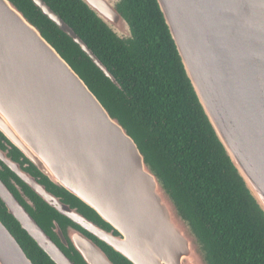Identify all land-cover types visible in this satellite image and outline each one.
I'll use <instances>...</instances> for the list:
<instances>
[{"label": "water", "instance_id": "obj_1", "mask_svg": "<svg viewBox=\"0 0 264 264\" xmlns=\"http://www.w3.org/2000/svg\"><path fill=\"white\" fill-rule=\"evenodd\" d=\"M118 86L44 0H30ZM122 39L121 0H82ZM201 108L264 217V0H156ZM0 133L51 183L90 207L104 229L0 149L43 201L132 264H210L204 244L127 128L11 0H0ZM0 201L55 264L74 262L0 179ZM54 232L66 244L62 231ZM66 236L85 264H114L79 229ZM0 264H33L0 221Z\"/></svg>", "mask_w": 264, "mask_h": 264}, {"label": "trees", "instance_id": "obj_2", "mask_svg": "<svg viewBox=\"0 0 264 264\" xmlns=\"http://www.w3.org/2000/svg\"><path fill=\"white\" fill-rule=\"evenodd\" d=\"M11 1L127 128L204 244L210 264H264L262 212L245 189L201 108L157 1L121 0L118 10L132 33L125 40L82 0H44L98 57L118 86L30 0ZM1 138L5 141L0 133V146ZM9 154L13 158L22 155L15 147ZM30 172L42 176L47 190L63 196L86 218L110 229L96 212L55 186L32 164ZM4 174L0 172L2 180ZM27 190L37 207L36 212L30 213L45 232L51 235L52 218L60 224L68 221L28 187ZM0 221L33 264H55L1 201ZM95 241L114 264H132L104 242ZM62 249L74 264H85L73 248Z\"/></svg>", "mask_w": 264, "mask_h": 264}, {"label": "flooded vegetation", "instance_id": "obj_3", "mask_svg": "<svg viewBox=\"0 0 264 264\" xmlns=\"http://www.w3.org/2000/svg\"><path fill=\"white\" fill-rule=\"evenodd\" d=\"M1 145L2 146H0V149L2 151H7V156H9L16 163H18L19 167L22 170L28 172L35 180H37L40 184L44 185L46 187V189H47L46 184H44V182H43V180H44L43 177L40 176V175H38V174H36V173H31L30 172V164L31 163L23 155H21V156L19 155L16 158H13L12 155L9 154L10 151L12 150V148L14 146L10 145V143H8V142H5L4 140H2V138H1ZM6 169H8L9 172L12 175L11 174H8L7 171H6ZM0 172L5 173L4 174L5 180H2L1 177H0L1 181L9 189V191L14 195V197L19 201V203L25 208V210L32 216V214L30 213V210L33 211V212H36L37 207H36V204H35V200L33 199V196L28 192L27 187L32 192H34V191L15 172H13L8 166H6L1 160H0ZM51 193H53V192L51 191ZM53 194L56 195L55 193H53ZM56 196L59 197L64 203H67V202L64 201V197L63 196H58V195H56ZM56 212H58V211H56ZM62 216H64V215H62ZM64 218H66L68 221L65 222V223H62V224H60L57 220H55L53 218L51 219V223L49 225V228H50L49 230H50L51 235H49L47 232L44 231L55 242V244L57 246H59V248L62 251H63L62 247L64 249L73 248L72 245H71V243H70V241H69V239L66 236V229L68 227H74V228L79 229L81 232H83L85 235H87L88 237H90L94 241H95V239H97L95 236H93L89 232L85 231L84 229H82L77 224L73 223L69 218H67L65 216H64ZM55 226H58L60 228V230L62 231V235H63V237H64V239L66 241V244H64L63 242H61L60 238L54 232Z\"/></svg>", "mask_w": 264, "mask_h": 264}]
</instances>
